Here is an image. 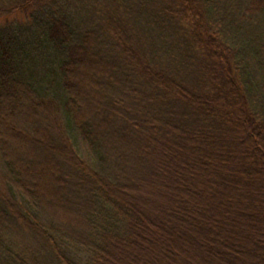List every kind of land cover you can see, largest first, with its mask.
Here are the masks:
<instances>
[{"label": "trees", "instance_id": "16d2710c", "mask_svg": "<svg viewBox=\"0 0 264 264\" xmlns=\"http://www.w3.org/2000/svg\"><path fill=\"white\" fill-rule=\"evenodd\" d=\"M1 18L0 264H264V0Z\"/></svg>", "mask_w": 264, "mask_h": 264}, {"label": "rangeland", "instance_id": "374dc122", "mask_svg": "<svg viewBox=\"0 0 264 264\" xmlns=\"http://www.w3.org/2000/svg\"><path fill=\"white\" fill-rule=\"evenodd\" d=\"M15 17H16V19H22V18L24 17V14H23V15H22V14H21V15H16ZM14 19H15L14 16H12V17L10 18V20H14ZM4 22H5V19H2V18H1V19H0V25L3 24ZM34 154H35V156H36V153H34Z\"/></svg>", "mask_w": 264, "mask_h": 264}]
</instances>
